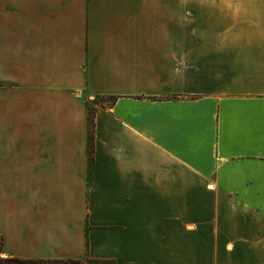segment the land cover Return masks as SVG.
I'll list each match as a JSON object with an SVG mask.
<instances>
[{"label":"crops","instance_id":"crops-1","mask_svg":"<svg viewBox=\"0 0 264 264\" xmlns=\"http://www.w3.org/2000/svg\"><path fill=\"white\" fill-rule=\"evenodd\" d=\"M0 238L264 264V0H0Z\"/></svg>","mask_w":264,"mask_h":264},{"label":"trees","instance_id":"trees-1","mask_svg":"<svg viewBox=\"0 0 264 264\" xmlns=\"http://www.w3.org/2000/svg\"><path fill=\"white\" fill-rule=\"evenodd\" d=\"M97 101V102H96ZM114 102L112 97H95L90 103V107L86 105V110L89 109L90 112L87 113V154L90 160H92L93 153V124L94 115L97 108H104L105 106L111 105ZM2 254V238H0V264H112L111 261L106 260H95L90 259L85 256L83 259H23L16 257H5Z\"/></svg>","mask_w":264,"mask_h":264},{"label":"rangeland","instance_id":"rangeland-1","mask_svg":"<svg viewBox=\"0 0 264 264\" xmlns=\"http://www.w3.org/2000/svg\"><path fill=\"white\" fill-rule=\"evenodd\" d=\"M94 99H95V97H94V98H90V99L85 98V103H87V106H89V107H88L89 109L92 108V107H90V106H91L90 103H91V101H93ZM96 102H97V101H96ZM89 109L86 110L87 113L90 112Z\"/></svg>","mask_w":264,"mask_h":264}]
</instances>
